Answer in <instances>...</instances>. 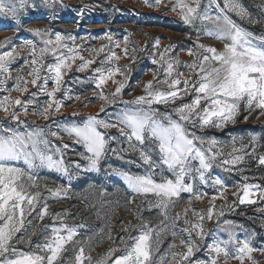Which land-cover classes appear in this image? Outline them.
Returning a JSON list of instances; mask_svg holds the SVG:
<instances>
[{
  "label": "rangeland",
  "instance_id": "obj_1",
  "mask_svg": "<svg viewBox=\"0 0 264 264\" xmlns=\"http://www.w3.org/2000/svg\"><path fill=\"white\" fill-rule=\"evenodd\" d=\"M177 2L178 0H160L157 4V0H29L28 7L19 16V22L10 16H0V55L15 49V59L5 62L8 72H0V102H5L6 97L9 98L6 105L9 112L16 111L23 121L18 123L0 109V128L21 132L43 128L46 134L56 131L62 139L48 135L51 146L68 145L67 148H61L64 167L68 169L67 174L47 166L28 169L22 161L16 163V166L30 172L35 178L38 187H31L28 191L33 194L39 191L41 194L35 210L25 217L26 231L22 233L31 236L32 247L34 248L36 243H43L45 237L51 235L53 227L64 224L75 229L76 236L72 243L66 245V251L62 253L59 264H75L80 247L84 248L86 256L92 257L91 264L103 259L110 249H118L107 261V264H113L117 257L123 255L125 244L121 240L131 244L130 236H138L148 228L152 229L153 264H179L180 257L173 259V256L186 251L181 244L182 239H189L188 234L182 231L188 227L183 215L186 209L187 219L191 223L197 222V215L205 216V239L200 240L199 236L193 233L199 244V251H196L190 260L209 259V246L215 240L229 239V232L225 231L229 226L224 222L232 221V231L236 239L241 242L249 239L251 245L258 249L252 253L256 264H264V252L259 251L264 249V165L259 163V158L264 156V115H260L259 109L249 112L241 104L235 123L229 122L219 128L193 127L190 123L187 125L189 132H194L205 141L216 140L213 152L221 154L216 156L211 170L205 173L207 183L199 181L198 175L195 181L191 177L186 178L188 183L193 184L196 195L203 194L202 198L198 199L191 193L183 192L166 211L157 206L158 197L152 194L138 195L128 187L121 173L145 175L152 172V169L141 160L138 152L131 150L129 142L120 135L117 128L101 129L105 132L106 139H116H109L108 150L100 161L99 171L86 170L89 162L81 155H87L84 146L76 143L63 131L64 126L81 125L89 115L117 122L123 111L138 107L126 105L124 102L146 96L145 86L149 81H152L153 91H168V86L164 83L165 69L162 63H167L172 58L178 57L181 61L177 71L183 73L182 80L194 79L185 65L194 59L188 55L187 50L195 49L197 44L224 50V41L207 35L205 26L210 29V22L197 21L194 26L184 23L179 15V8L172 10ZM187 2L191 4L193 0ZM200 2L201 11L206 10L212 16L219 13L217 2L223 6V0ZM239 2L250 14V18L241 19L235 12L229 13L230 18L251 34L253 43H264V0ZM30 28L49 29L53 34L52 38L56 33L75 37V41L68 40L66 43L70 47L73 44L77 46L78 57L71 63L70 69H62L61 88L56 93V100L60 101L62 107L48 119L40 115L46 103L51 102L40 88L43 79L34 87L30 83L33 77L27 75L30 72L32 57L30 50L24 47V42L31 40L38 49L44 46L42 37L28 31ZM101 48L104 49L103 52L94 51ZM124 48L128 49L127 54L124 53ZM165 49H168L167 53ZM62 52L68 57L72 55L66 48ZM112 52L120 59H108ZM80 55L85 60H94L84 71L78 69L82 63ZM153 59L157 63H153ZM55 62L51 53L44 58L45 67L41 68L40 72L42 78L50 77L46 66ZM98 67L105 71L118 67L120 73L98 89L97 73L94 71ZM125 76L127 80L124 88L118 96L113 97L111 94L119 86L114 80L124 81ZM18 77L21 79L18 80ZM25 80L29 81L27 92L17 91V86L23 87ZM54 87V80L49 78L47 90L51 91ZM101 93L113 102L107 103L101 99ZM195 95L192 90L187 95L182 94V99H177L174 103L157 104L153 107L162 113H173L176 107L191 103ZM16 98L22 102L32 101L31 104H26L27 114L21 106L11 105V101ZM204 106L202 101L201 107ZM102 107L104 111H101ZM253 137L256 138L255 142ZM151 147L152 145L146 142V150ZM202 147L206 150L207 143ZM233 147L236 152H233ZM59 156L57 153L54 159ZM152 156L153 160L158 162V154L152 153ZM236 156L242 159L235 164L222 163L224 159ZM77 164L80 165L79 168L76 167ZM193 165L198 167V162L194 161ZM160 173L159 168L153 173L157 181L161 179ZM163 175L172 178V173L166 170V166ZM217 178L222 181L223 187L214 183ZM245 184L253 186L248 199L255 203L239 202L243 197ZM48 189L53 191L49 192ZM55 189L62 191L56 195ZM44 205L47 206L49 215L41 220L39 213ZM255 205L256 207L252 208ZM221 209L224 211L223 216L214 214L212 219L207 218L210 210L218 213ZM25 212H28L27 205ZM53 213L59 214L62 219H54ZM178 213L181 215L177 219ZM33 230L35 235H31ZM173 232L176 233L175 237ZM173 244L176 247H172ZM17 247L29 250L27 244H18ZM229 249L231 253L235 252L233 246L230 245ZM223 259L221 255L220 260ZM85 264L89 262L85 261ZM227 264L241 262L229 258ZM243 264H251V261L245 259Z\"/></svg>",
  "mask_w": 264,
  "mask_h": 264
},
{
  "label": "snow or ice",
  "instance_id": "obj_2",
  "mask_svg": "<svg viewBox=\"0 0 264 264\" xmlns=\"http://www.w3.org/2000/svg\"><path fill=\"white\" fill-rule=\"evenodd\" d=\"M159 2L160 0H157V4ZM28 5L29 0H0V16H10L19 22L20 14ZM216 7L219 9V13L215 16L210 15L206 10L201 11L200 0H193L191 4L187 0H178L172 8L173 11L179 8V15L185 24L194 26L197 21L210 22L212 25L210 29L205 26L207 35L225 42L223 51L205 44H197L195 49L187 50L188 55L193 56L194 59L185 66L194 79L182 80L183 73L177 71L181 61L178 57L172 58L167 63H162L165 69L164 83L167 84L168 91H153L152 81H149L145 86L146 96H139L133 101L124 102L126 105L131 104L138 107L123 111L117 118V122H109L98 118V116L89 115L81 125L73 124L63 128L69 137L84 146L87 155H81L89 162L86 169L89 171L100 170V161L108 150L109 139H116L115 137L106 139V134L101 129L117 128L120 135L129 142L131 150L138 152L141 160L152 169V172L145 175H130L128 173H121V175L125 177L128 187L135 194L144 196L152 194L158 197L157 206L165 211L170 204H175L183 192L191 193L198 199L202 198L203 194L196 195L193 184L188 183L186 178L191 177L195 181L198 175L199 181L207 183L205 173L211 170L216 156L221 154L213 152V148L217 144L216 140L205 141L204 138L196 136L194 132H189L187 128L189 123L193 127L212 126L217 128L225 126L229 122L235 123V117L239 114L241 104L249 112L259 109L260 115H264V43L259 45L253 43L251 34L240 28L230 18L229 13L231 12H235L241 19L250 18V14L239 0H223V6L217 2ZM28 31L42 37L44 45L38 49L33 41L24 42V47L30 50L32 57L29 64L30 72L27 74L33 77L30 83L35 87L38 81L43 79L40 88L51 100L46 103L40 113L41 116L48 119L51 114L59 112L62 107L60 101L56 100V93L61 88L62 69H70L71 63L78 57L77 46L73 44L70 47L66 43L68 40L75 41V37L56 33L52 38L53 34L49 29L30 28ZM44 37L48 38L44 39ZM156 43L158 45L159 41L157 40ZM65 48L68 53L72 54L70 57L63 54L62 50ZM94 51L103 52L104 49ZM123 51L125 54L128 53L127 48H124ZM14 52L15 49L0 55V72H8L5 62L15 59ZM167 52L168 49H165V53ZM49 53L55 57L56 62L46 66V71L51 74L50 77L42 78L41 68L45 67L44 58ZM79 59L82 61L78 66L80 71L86 70L89 65L94 63V60H85L82 55L79 56ZM108 59L119 60L120 57L112 52ZM161 62H163V54ZM153 63H157V61L153 59ZM94 71L97 73L96 85L98 89L120 73L118 67L107 71L98 67ZM174 72L175 76H173ZM49 78L53 79L55 83V87L51 91L46 88ZM126 80V76L124 81L114 80V83L119 86L111 94L113 97L121 93ZM23 83V87L18 85L16 88L22 93L27 92L29 81L25 80ZM192 90L196 93L195 98L191 103L176 107L173 110L174 114L162 113L158 108L153 107L157 104L174 103L177 99H182V94L187 95ZM100 98L107 103L113 102L103 93ZM8 99L6 97L5 102H0V109L13 120L23 123L16 111L9 112L8 106H6ZM202 101L205 104L204 107H201ZM31 103V100L22 102L19 98L11 101L12 106H21L25 114H27L26 104ZM101 111H104L103 107ZM76 114L73 113V115ZM48 135L62 139L58 132L52 131L46 134L43 128L24 132L11 128H0V264H59L62 253L66 251V245L72 243L76 236L75 229L62 224L60 227H53L51 235L46 236L43 243H36L33 248L31 236L22 234L26 231L25 217L35 210V205L41 194L39 191L34 194L28 191L29 188L38 187V185L35 183L34 176L25 169L16 166V163L22 161L28 169L47 166L65 174L68 172V169L64 167L61 151V148H67L68 145L52 147L47 138ZM252 139L255 142L256 138ZM146 142L152 145L149 150L145 148ZM205 143L208 145L206 150L202 147ZM236 151V148L233 147V152ZM57 153L60 156L54 159ZM152 153L158 154V162L153 160ZM120 158L123 159L122 156ZM241 159L242 157L236 156L232 159H224L222 163L224 165L235 164ZM194 161L198 162V167H194ZM259 163L264 165V156L259 158ZM165 166L166 170L172 173V178L163 175ZM76 167L79 168L80 165L77 164ZM157 168L161 169L159 181L154 179L153 175ZM225 170L228 169L225 168ZM214 183L223 187L219 178L215 179ZM252 187L247 184L243 185V197L239 199L241 204L255 203L248 199ZM48 191L52 192L53 190L48 189ZM61 191L62 189H55V194L59 195ZM25 205L28 206L27 213ZM214 214L223 216L224 211L221 209L220 212L214 213L210 210L207 218L212 219ZM47 215H49L48 208L44 205L39 213V218L42 220ZM180 215L178 213L176 218L178 219ZM183 215L188 227L182 231L188 234L189 239L181 240L186 251L173 256V259L176 256L180 257L179 264H184V262H188V264H227L229 258L239 260L241 264L245 259L251 261V264H256L252 253L258 249L251 245L249 239L242 242L236 239L232 231V221L224 222L229 226L225 229L229 232V239L215 240L208 248L209 259L190 260L195 252L199 251V244L193 237V233L199 236L200 240L205 239L203 223L205 216L197 215V222L191 223L187 219V209ZM52 216L54 219H62L56 213H53ZM31 235H35V230ZM173 236H176L175 232H173ZM129 240L132 241L131 244L121 240L125 244V249L123 255L117 257L113 264H153L152 229L143 230L140 235L135 237L130 236ZM18 244L29 245V250L18 248ZM230 245L234 247V253L230 252ZM172 247L176 246L173 244ZM117 250L116 248L110 249L106 256L98 260L96 264H107L108 259ZM259 251L264 252V249ZM221 255L224 257L223 261L220 260ZM91 260L92 257L86 256L84 248L80 247L75 257V264H85V261L91 264Z\"/></svg>",
  "mask_w": 264,
  "mask_h": 264
},
{
  "label": "trees",
  "instance_id": "obj_3",
  "mask_svg": "<svg viewBox=\"0 0 264 264\" xmlns=\"http://www.w3.org/2000/svg\"><path fill=\"white\" fill-rule=\"evenodd\" d=\"M263 168V167H262ZM262 182V181H261ZM264 182H262V184H263ZM254 207H256V205L255 206H252V208H254Z\"/></svg>",
  "mask_w": 264,
  "mask_h": 264
}]
</instances>
